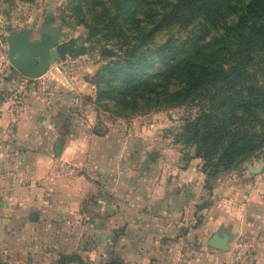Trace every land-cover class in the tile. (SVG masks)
Masks as SVG:
<instances>
[{"label": "crops", "instance_id": "obj_1", "mask_svg": "<svg viewBox=\"0 0 264 264\" xmlns=\"http://www.w3.org/2000/svg\"><path fill=\"white\" fill-rule=\"evenodd\" d=\"M3 49L0 100L23 85L19 111L0 114L4 235L77 247L94 264H264L263 173L205 187L200 166H164L133 129L98 125L93 85L67 56L21 81ZM215 232L229 236L226 250L207 244ZM238 238L251 254L233 251Z\"/></svg>", "mask_w": 264, "mask_h": 264}, {"label": "rangeland", "instance_id": "obj_2", "mask_svg": "<svg viewBox=\"0 0 264 264\" xmlns=\"http://www.w3.org/2000/svg\"><path fill=\"white\" fill-rule=\"evenodd\" d=\"M124 1L123 10L117 12L114 7L116 0H0V47L4 48V59L7 56L5 37L10 31L26 29L30 32V38L39 39L43 26L49 32L58 27L60 39H71L79 50L74 56L68 55L67 61L84 69L82 77H88L93 85V97L97 88L101 91L99 102L94 105V121L98 125L121 126L124 131L133 129L141 143H148V151L160 157V163L164 166L167 163L174 166L191 163L202 168L204 161L197 157L196 146L187 142L189 134L186 122L202 111L218 113L221 93L212 94L215 91L213 84L197 86L180 104L154 103L151 99L132 95L139 90L137 85L124 82L128 76L125 71H121V76L115 71L126 65L123 62L127 58L125 50L134 45L137 39L146 38L144 33L138 32H145L158 24L159 19L171 9L173 0ZM181 13L184 14L182 20L180 17V21L159 26L152 38L145 42L146 47L136 49L137 53L150 55L149 64L141 71L146 79L156 78L161 80L162 86L170 88L180 86L187 77H191L194 69L204 61L199 60L201 56L216 47L213 46L217 44L213 39L221 35L223 23L233 19V14L220 13L213 17L215 25H212L207 16L195 8L184 9ZM220 53L225 59L224 67L228 68L227 56L230 54L226 49ZM258 62L259 55L254 54L250 69L256 70ZM177 76H180L178 80ZM19 77L23 81V77ZM17 84L15 82L13 86ZM124 86L128 89L133 87L134 91L123 95L121 88ZM144 89L147 92L148 86L144 85ZM257 113L261 121L250 117L246 127L253 126L264 131V108ZM145 159L151 164L148 155H145ZM159 167L157 165V169ZM258 172L264 174V145L216 177H249ZM216 177H209L205 187ZM32 241L24 240V236L20 235L7 236L0 231V264H58L60 256L71 255L70 251L78 250L77 247L69 249L67 245L47 246L44 239L36 244ZM80 254H75L78 260H68L64 264H94L96 261L89 263L85 260L87 257H83L85 254Z\"/></svg>", "mask_w": 264, "mask_h": 264}, {"label": "trees", "instance_id": "obj_3", "mask_svg": "<svg viewBox=\"0 0 264 264\" xmlns=\"http://www.w3.org/2000/svg\"><path fill=\"white\" fill-rule=\"evenodd\" d=\"M124 2L116 0L114 7L117 12L123 10ZM190 8L203 12L212 25H215L213 17L220 13L233 14V19L229 23H223L222 33L218 37L220 43L218 39H213L217 43L213 46L216 47L201 56L199 60L204 61L180 86L165 87L156 78L148 81L141 71L149 64L150 55L137 53L136 49L146 47L145 42L152 38L159 26L180 21V17L182 20V10ZM158 22L145 32H138L144 33L146 38L142 37L139 41L137 39L134 45L125 50L127 58L124 57L123 62L126 65L115 72L121 76V71H125L128 76L124 82H134L139 88L134 91L133 87L128 89L124 86L121 88L123 95L134 91L132 95L145 100L151 99L154 103L180 104L197 86L202 85L213 84L215 91L212 94L221 93L217 104L218 113L202 111L186 122L189 134L187 142L196 146L197 157L204 161L201 170L207 181L209 177H216L218 173L249 157L264 145V131L253 126L246 127L250 117L257 122L261 121L257 111L264 108V0H173L171 9ZM223 49L230 54L227 56L228 68L224 67L225 59L220 53ZM254 54H258L260 58L256 70L250 69ZM28 79L22 78L23 81ZM144 85L148 86L147 92L144 91ZM100 95L101 91L97 88L95 104L99 102ZM77 258L75 254L62 255L58 264L78 260Z\"/></svg>", "mask_w": 264, "mask_h": 264}, {"label": "water", "instance_id": "obj_4", "mask_svg": "<svg viewBox=\"0 0 264 264\" xmlns=\"http://www.w3.org/2000/svg\"><path fill=\"white\" fill-rule=\"evenodd\" d=\"M53 32L43 26L39 39H30L26 29L10 31L5 37L7 60L20 76L32 79L44 74L53 62L64 60L66 56L79 53L71 39L62 40L58 27ZM105 51V50H104ZM226 233H213L207 240L211 247L226 250L228 248Z\"/></svg>", "mask_w": 264, "mask_h": 264}, {"label": "built area", "instance_id": "obj_5", "mask_svg": "<svg viewBox=\"0 0 264 264\" xmlns=\"http://www.w3.org/2000/svg\"><path fill=\"white\" fill-rule=\"evenodd\" d=\"M55 69L59 71L58 67H55ZM22 89L23 85L20 83L15 86H11L4 92L0 100V114L4 111H7L9 114L14 115L19 111L23 104ZM62 166L68 168V165L66 163H62ZM232 248L236 254L244 257L253 252L254 244L246 241L243 238H238L235 240Z\"/></svg>", "mask_w": 264, "mask_h": 264}, {"label": "flooded vegetation", "instance_id": "obj_6", "mask_svg": "<svg viewBox=\"0 0 264 264\" xmlns=\"http://www.w3.org/2000/svg\"><path fill=\"white\" fill-rule=\"evenodd\" d=\"M73 46L75 47L76 50H78L76 43L73 42Z\"/></svg>", "mask_w": 264, "mask_h": 264}]
</instances>
